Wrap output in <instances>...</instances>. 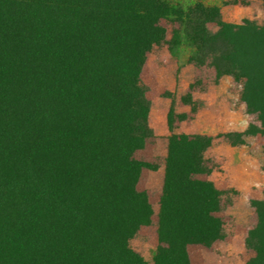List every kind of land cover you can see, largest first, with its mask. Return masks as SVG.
<instances>
[{
	"label": "rangeland",
	"instance_id": "obj_1",
	"mask_svg": "<svg viewBox=\"0 0 264 264\" xmlns=\"http://www.w3.org/2000/svg\"><path fill=\"white\" fill-rule=\"evenodd\" d=\"M71 1L49 12L66 13ZM194 1L131 5L166 16L139 40L133 60L115 65L121 93L142 106L139 134L119 145L124 198L115 202L121 221L113 229L140 264L172 253L182 264H264V88L258 60L247 58L245 35L264 23V0H201L215 9L209 20L193 15ZM107 2L115 3L116 20L129 35L141 31L136 19H120L121 0ZM258 33L264 42V31ZM256 57L264 61V48ZM19 94L0 75V141L9 138L5 125ZM4 153L0 147V202L14 196L27 167ZM189 182L217 204L174 216L176 188ZM102 217L110 216L105 210ZM91 230L77 232L62 264L76 263Z\"/></svg>",
	"mask_w": 264,
	"mask_h": 264
},
{
	"label": "trees",
	"instance_id": "obj_2",
	"mask_svg": "<svg viewBox=\"0 0 264 264\" xmlns=\"http://www.w3.org/2000/svg\"><path fill=\"white\" fill-rule=\"evenodd\" d=\"M107 1L72 0L66 13L55 14L49 10L64 6L62 0H0V75L20 89L0 147L27 166L14 196L0 202V264H62L85 225L92 230L75 264H140L113 229L121 221L115 202L124 198L119 145L139 134L142 106L121 93L115 65L133 60L139 40L150 38L166 15L121 0L120 19L134 18L141 28L129 35ZM190 10L203 20L215 13L201 0ZM262 30L264 23L245 35L247 58L258 60L264 88V61L256 57L264 48ZM216 204L189 182L176 188L170 210L186 217L190 209ZM105 210L110 217H102ZM155 264L182 262L172 253Z\"/></svg>",
	"mask_w": 264,
	"mask_h": 264
}]
</instances>
